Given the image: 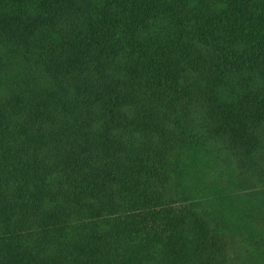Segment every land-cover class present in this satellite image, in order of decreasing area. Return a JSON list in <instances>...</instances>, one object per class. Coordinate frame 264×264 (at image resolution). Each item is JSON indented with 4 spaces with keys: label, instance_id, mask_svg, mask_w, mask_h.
I'll return each mask as SVG.
<instances>
[{
    "label": "trees",
    "instance_id": "obj_1",
    "mask_svg": "<svg viewBox=\"0 0 264 264\" xmlns=\"http://www.w3.org/2000/svg\"><path fill=\"white\" fill-rule=\"evenodd\" d=\"M264 264V0H0V264Z\"/></svg>",
    "mask_w": 264,
    "mask_h": 264
},
{
    "label": "rangeland",
    "instance_id": "obj_2",
    "mask_svg": "<svg viewBox=\"0 0 264 264\" xmlns=\"http://www.w3.org/2000/svg\"><path fill=\"white\" fill-rule=\"evenodd\" d=\"M241 264H247V263H241Z\"/></svg>",
    "mask_w": 264,
    "mask_h": 264
}]
</instances>
